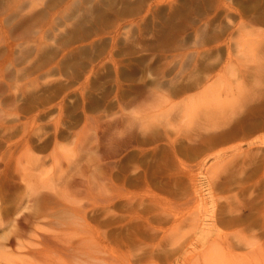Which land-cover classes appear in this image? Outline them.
<instances>
[{"label": "rangeland", "instance_id": "obj_1", "mask_svg": "<svg viewBox=\"0 0 264 264\" xmlns=\"http://www.w3.org/2000/svg\"><path fill=\"white\" fill-rule=\"evenodd\" d=\"M225 236L220 264H264V0H0L4 263L189 264Z\"/></svg>", "mask_w": 264, "mask_h": 264}, {"label": "bare ground", "instance_id": "obj_2", "mask_svg": "<svg viewBox=\"0 0 264 264\" xmlns=\"http://www.w3.org/2000/svg\"><path fill=\"white\" fill-rule=\"evenodd\" d=\"M211 119H213V118H211ZM211 124H213L211 126L212 130L213 129H216L217 130V129H219V128L222 127V125L220 123L218 124L217 122H215L213 120H211ZM53 159L55 161L56 157H53ZM45 163H46V161L43 158H38V157L33 156V157L30 158V160L28 162V164L30 165V167H29L28 170L31 171V172L37 171V170L41 169L44 166ZM51 182H53L52 177H48L47 179H42L41 181H39V183L41 184L42 187H44V188H48L49 187L54 192H57L56 187L54 188V187L51 186ZM58 197L60 199V196H58ZM106 202H107V205H106L107 207L106 208H108L109 205L111 204V201L107 199ZM70 207H72V206H70ZM39 212H40L39 218L40 217L49 218L53 214L60 221H62V216H61L60 213H66L67 210H66V208H64V209H62L60 211L59 210L51 211L50 207H48V208H44V209L38 210L36 213H39ZM77 212L78 211L75 210L74 217L79 218V215L77 214ZM54 221H56V224H55L54 228H52V233H51L52 236H51V238L55 239L56 241H59V231H60L59 230V227H60V223L57 220H54ZM71 221H72V216H71V212H70V219H69L68 222H71ZM181 225H182V221L175 222V225L173 226V228L171 230H164L163 231V237H162V239L163 240L167 239L166 241H170V242L173 243L176 240V237L178 235L177 230L179 231ZM19 238H20V236L17 235V236H15V239L13 241L17 242L18 244H21V241H20ZM224 238H226V241L228 243V245L226 247H221L218 244L212 245V246L209 247L208 251H206L202 255H199V256L195 257L194 260L192 262H190L189 264H220V262L225 258L226 255L229 256V255L232 254L231 247L234 246L233 244H231L230 242H228V237L227 236H225ZM93 239H94V243L95 242H99V245L101 247H103L104 250H105V248H110V240L108 239V237L104 236L103 239H101V238H98V239L97 238H92V240ZM162 244H163V242H160V245H162ZM162 247H163V245H162ZM49 248H51V247H49ZM71 248H72V245L71 244H66V249L67 250L70 251ZM72 250H74V249H72ZM54 251H52V252H54ZM1 253L2 252L0 250V256H1ZM47 254H45V255H47ZM51 255H53V254H51ZM223 256H224V258H222ZM56 259L54 260L55 262L57 261ZM60 260H62V259L60 258ZM16 261L15 262H10V263L11 264H21V262H19V261L16 262ZM4 262H5L4 258H1L0 257V264H5ZM10 263H8V264H10ZM42 263H44V262H42ZM44 264H47V262H45ZM56 264H71V263H70L69 260H66L65 262H61V263L59 261V263H56ZM228 264H232V263H228Z\"/></svg>", "mask_w": 264, "mask_h": 264}]
</instances>
